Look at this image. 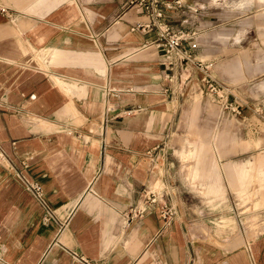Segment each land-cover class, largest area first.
<instances>
[{
  "label": "crops",
  "instance_id": "1",
  "mask_svg": "<svg viewBox=\"0 0 264 264\" xmlns=\"http://www.w3.org/2000/svg\"><path fill=\"white\" fill-rule=\"evenodd\" d=\"M152 1L172 26L194 31L192 53L212 62L213 77L196 28L217 12L213 0H0V264H83L72 250L104 264H264V230L239 241L211 216L185 213L174 138L203 72L165 62ZM257 6L264 14V0ZM194 131L180 152L184 177L201 194H221L219 163ZM224 169L246 197L264 186V152ZM17 170L42 184L49 207ZM159 184L176 205L169 222L148 198Z\"/></svg>",
  "mask_w": 264,
  "mask_h": 264
},
{
  "label": "rangeland",
  "instance_id": "2",
  "mask_svg": "<svg viewBox=\"0 0 264 264\" xmlns=\"http://www.w3.org/2000/svg\"><path fill=\"white\" fill-rule=\"evenodd\" d=\"M213 2L218 6L215 9L217 12L207 15L202 20L203 25L196 28L200 30L198 40L202 43L199 52L215 58L212 76L216 91L210 90L206 81L203 80L202 84L195 78V86L192 80L186 86V90L196 85L200 88L188 96L183 113L184 127L181 136L174 138V152L179 156L176 163L179 188L186 214L211 216L212 224L218 231L232 232V236H237L239 241H249L264 230V186L246 197L231 186L224 164L245 158L255 160L264 152V110L259 109L264 103V96L258 94L264 90L258 85L264 77V14L257 13V0ZM225 5L242 13L234 14L229 9L225 11ZM185 17L184 25L196 26L192 15ZM173 20L174 24H180L182 18L174 16ZM209 40L211 45H208ZM194 106L197 110L195 118L191 119L190 112ZM194 130L203 135V140L209 144L205 156L214 155L219 163L217 173L223 186L221 194H201L184 177L180 152L189 145L188 140L198 137ZM252 186L259 187L257 183ZM155 188L175 210L176 205L162 190L163 187L159 184ZM255 201L259 202L256 207L253 206ZM202 229L208 230V226L203 224Z\"/></svg>",
  "mask_w": 264,
  "mask_h": 264
},
{
  "label": "built area",
  "instance_id": "3",
  "mask_svg": "<svg viewBox=\"0 0 264 264\" xmlns=\"http://www.w3.org/2000/svg\"><path fill=\"white\" fill-rule=\"evenodd\" d=\"M180 3L179 0L176 1ZM166 6H171V3L166 4ZM147 9H149V14L153 18H159L160 22L157 25L159 29V41L160 45L165 53V62L173 68L174 66L181 64L183 65L186 62L193 63L203 72L202 79L208 83L209 89L216 91V83L209 74V68L212 65V62L208 59H202L194 55L192 52L198 47V41L194 37V31H186L183 28H175L167 20V15L165 9L157 5L155 1L146 4ZM1 10H6L5 6H0ZM233 109V108H232ZM134 111V108L126 109L125 113H131ZM6 153L0 149V158L5 159ZM17 177L22 181V183L29 189L33 194L47 207H49L42 184L37 181L29 178L27 174L22 170L16 171ZM150 196L149 201L155 202L159 201V207L162 217L169 222L175 211L173 206L169 205L167 201L163 200L161 194L158 195L154 190L149 191ZM132 213L136 215H142V208H133ZM72 257L83 263V264H104L103 262L89 258L85 254L77 251H71Z\"/></svg>",
  "mask_w": 264,
  "mask_h": 264
}]
</instances>
